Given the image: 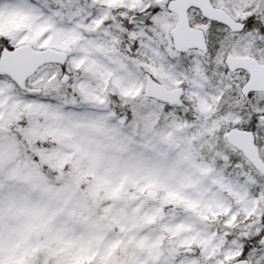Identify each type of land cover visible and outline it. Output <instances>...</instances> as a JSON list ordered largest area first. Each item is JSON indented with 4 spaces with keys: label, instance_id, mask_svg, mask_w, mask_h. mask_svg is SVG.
<instances>
[{
    "label": "snow or ice",
    "instance_id": "6c2138e0",
    "mask_svg": "<svg viewBox=\"0 0 264 264\" xmlns=\"http://www.w3.org/2000/svg\"><path fill=\"white\" fill-rule=\"evenodd\" d=\"M0 264H264V0H0Z\"/></svg>",
    "mask_w": 264,
    "mask_h": 264
}]
</instances>
